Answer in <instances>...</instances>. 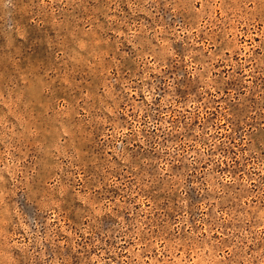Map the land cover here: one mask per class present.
Segmentation results:
<instances>
[{"label":"rangeland","instance_id":"obj_1","mask_svg":"<svg viewBox=\"0 0 264 264\" xmlns=\"http://www.w3.org/2000/svg\"><path fill=\"white\" fill-rule=\"evenodd\" d=\"M0 264H264V0H0Z\"/></svg>","mask_w":264,"mask_h":264}]
</instances>
